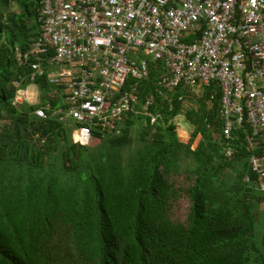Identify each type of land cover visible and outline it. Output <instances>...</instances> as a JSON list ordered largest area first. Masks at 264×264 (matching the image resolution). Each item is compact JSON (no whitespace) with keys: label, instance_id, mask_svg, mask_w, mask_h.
Returning a JSON list of instances; mask_svg holds the SVG:
<instances>
[{"label":"trees","instance_id":"obj_1","mask_svg":"<svg viewBox=\"0 0 264 264\" xmlns=\"http://www.w3.org/2000/svg\"><path fill=\"white\" fill-rule=\"evenodd\" d=\"M40 8L0 0V264H264V191L250 163L260 149L248 147L247 124L223 135L220 85L162 95L163 63L151 61L135 105L142 111L154 96L147 113L124 116L120 133L94 126L90 144L75 143L71 124L35 113L62 102L45 77L39 103L13 102L15 81L27 84L31 72L15 49L39 38ZM177 116L192 128L187 142ZM182 171L186 223L169 215L179 195L171 177Z\"/></svg>","mask_w":264,"mask_h":264},{"label":"built area","instance_id":"obj_2","mask_svg":"<svg viewBox=\"0 0 264 264\" xmlns=\"http://www.w3.org/2000/svg\"><path fill=\"white\" fill-rule=\"evenodd\" d=\"M39 20V38L15 49L31 72L27 84L15 81L14 104L39 103L37 79L45 77L62 89V102L35 113L51 111L73 126L75 143L88 145L94 126L120 133L124 116L147 113L154 96L137 110L138 81L161 61L162 95L220 85L223 135L251 128L248 147L260 152L250 163L264 191V0H41Z\"/></svg>","mask_w":264,"mask_h":264},{"label":"rangeland","instance_id":"obj_3","mask_svg":"<svg viewBox=\"0 0 264 264\" xmlns=\"http://www.w3.org/2000/svg\"><path fill=\"white\" fill-rule=\"evenodd\" d=\"M197 94L201 93V91H194ZM180 127L178 128V132L182 141L187 142L190 138V133L192 131L191 126L185 122L184 118H180ZM138 131H139V123L133 129V135L135 141L138 142ZM136 146V143L134 144ZM129 152V149H126V154ZM171 180L179 189V195L172 201L171 208L169 210V215L172 220L178 221L181 223H186L187 217L191 207V200L189 195L186 192V189L190 186L191 180L187 177L186 172L182 171L177 174H173ZM264 206V204H263Z\"/></svg>","mask_w":264,"mask_h":264},{"label":"crops","instance_id":"obj_4","mask_svg":"<svg viewBox=\"0 0 264 264\" xmlns=\"http://www.w3.org/2000/svg\"><path fill=\"white\" fill-rule=\"evenodd\" d=\"M179 133V132H178Z\"/></svg>","mask_w":264,"mask_h":264}]
</instances>
